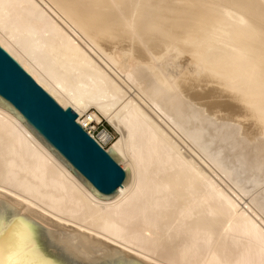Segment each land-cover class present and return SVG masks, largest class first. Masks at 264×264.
<instances>
[{"label": "bare ground", "instance_id": "obj_1", "mask_svg": "<svg viewBox=\"0 0 264 264\" xmlns=\"http://www.w3.org/2000/svg\"><path fill=\"white\" fill-rule=\"evenodd\" d=\"M0 45L127 171L100 193L0 96V198L146 264H264V0H0Z\"/></svg>", "mask_w": 264, "mask_h": 264}, {"label": "water", "instance_id": "obj_2", "mask_svg": "<svg viewBox=\"0 0 264 264\" xmlns=\"http://www.w3.org/2000/svg\"><path fill=\"white\" fill-rule=\"evenodd\" d=\"M0 96L95 189L105 195L117 192L127 171L77 122V113L71 107L64 109L1 45ZM24 207L17 208L0 198V255L12 264H146L93 234L31 207L32 215L43 222L79 231L45 227L22 214Z\"/></svg>", "mask_w": 264, "mask_h": 264}, {"label": "rangeland", "instance_id": "obj_3", "mask_svg": "<svg viewBox=\"0 0 264 264\" xmlns=\"http://www.w3.org/2000/svg\"><path fill=\"white\" fill-rule=\"evenodd\" d=\"M90 131H92V133L95 136H99L103 131H108L112 135L113 141L105 143V147L102 146L106 150H109L112 147L113 142L118 138V133L105 120H103L101 123H96V124H93V125L88 126L87 132H90ZM112 155L118 161V163H120L119 160H118V158L116 157V155H114L113 153H112ZM38 223L42 225L41 222H38ZM43 226H44V224H43Z\"/></svg>", "mask_w": 264, "mask_h": 264}, {"label": "snow or ice", "instance_id": "obj_4", "mask_svg": "<svg viewBox=\"0 0 264 264\" xmlns=\"http://www.w3.org/2000/svg\"><path fill=\"white\" fill-rule=\"evenodd\" d=\"M0 264H12V262L4 260L3 256L0 255Z\"/></svg>", "mask_w": 264, "mask_h": 264}]
</instances>
